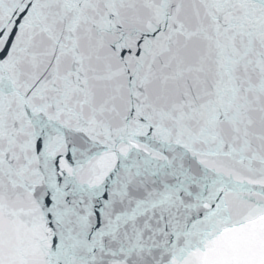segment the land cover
<instances>
[{"label":"snow or ice","instance_id":"6c2138e0","mask_svg":"<svg viewBox=\"0 0 264 264\" xmlns=\"http://www.w3.org/2000/svg\"><path fill=\"white\" fill-rule=\"evenodd\" d=\"M0 264H264V0H0Z\"/></svg>","mask_w":264,"mask_h":264}]
</instances>
